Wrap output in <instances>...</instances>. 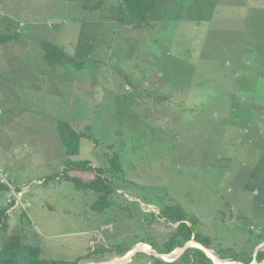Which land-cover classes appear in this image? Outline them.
Instances as JSON below:
<instances>
[{"label": "rangeland", "instance_id": "1", "mask_svg": "<svg viewBox=\"0 0 264 264\" xmlns=\"http://www.w3.org/2000/svg\"><path fill=\"white\" fill-rule=\"evenodd\" d=\"M1 33L18 34L0 44L9 234L46 257L88 256L78 264H187L184 248L157 251L176 227L161 209L180 203L218 257L228 249L243 264L264 250V0H158L147 24L122 0H0ZM44 40L84 66H51ZM60 120L85 133L74 159L110 166L119 154L125 180L108 209L92 207L98 192L48 177L64 169Z\"/></svg>", "mask_w": 264, "mask_h": 264}, {"label": "trees", "instance_id": "2", "mask_svg": "<svg viewBox=\"0 0 264 264\" xmlns=\"http://www.w3.org/2000/svg\"><path fill=\"white\" fill-rule=\"evenodd\" d=\"M123 6L128 12L134 23H148L149 15L153 7L158 4V0H122ZM88 9H95L99 4L85 5ZM18 38L17 33H1L0 44H7ZM44 51V59L51 66L64 63H74L75 66L82 68L83 62L77 61L72 55L67 53L63 48L59 47L53 41L44 40L42 42ZM80 63V65H79ZM59 140L66 155L64 160V169L54 175L48 177L57 178L58 180L71 181L77 189L94 190L99 193V197L93 202L92 207L97 211H104L112 206L111 196L121 186L116 180L123 178L125 180L124 169L118 153H115L110 159V166H94L90 160H77L73 156L80 153L81 139L85 133L77 131L74 126L67 120H60L56 125ZM70 171H88L94 176L90 179H85L81 176L72 175ZM47 177V178H48ZM119 185V186H118ZM7 183L0 180V193L9 190ZM160 217L172 224H176L174 231L163 247L157 249L158 253L170 254L177 248L185 247L190 241L203 245L206 248H211V237L204 235L198 228L199 218L191 213L180 203H169L161 209ZM10 230V213L9 207H0V264H78L86 255H78L70 259H58L46 257L42 253V248L37 245L23 242L19 235L9 234ZM264 242V231L257 235V243ZM153 245V244H151ZM152 248V246H151ZM156 248V247H155ZM132 247L121 249L118 247L117 253L125 254ZM228 249H221V258L231 257L233 261L241 260L239 255L231 252L227 255ZM182 259L188 261L187 264H214L210 256L205 251L197 246L187 247L181 255ZM257 261L264 260V250H258L254 257ZM254 258H250L247 263H251ZM157 262H163L162 259L156 258ZM244 263L243 264H247ZM166 264H171L167 262ZM241 264V263H240Z\"/></svg>", "mask_w": 264, "mask_h": 264}, {"label": "bare ground", "instance_id": "3", "mask_svg": "<svg viewBox=\"0 0 264 264\" xmlns=\"http://www.w3.org/2000/svg\"><path fill=\"white\" fill-rule=\"evenodd\" d=\"M190 243L194 244V245H199V246H203L199 243H196L195 241H190ZM142 249L146 250V251H151L153 250V248L149 247L146 243H142L141 244ZM204 247V246H203ZM207 249V248H206ZM207 252L210 254V258L212 257L213 259H215V261H217L219 264H240L238 261H228V260H223L220 257H218L213 250L207 249ZM169 255V254H168ZM130 256L131 254H127L123 257H119L116 259H112L110 261L107 262H102L100 264H121L123 262H127L130 260ZM176 256V255H175ZM166 258L169 259V256H165ZM173 257V256H172ZM171 258V257H170ZM216 262V263H217ZM252 264H259L257 261H254Z\"/></svg>", "mask_w": 264, "mask_h": 264}, {"label": "water", "instance_id": "4", "mask_svg": "<svg viewBox=\"0 0 264 264\" xmlns=\"http://www.w3.org/2000/svg\"><path fill=\"white\" fill-rule=\"evenodd\" d=\"M197 243V242H196ZM188 247V245H185V247H182V248H184V251L186 250V248ZM204 250V249H203Z\"/></svg>", "mask_w": 264, "mask_h": 264}, {"label": "built area", "instance_id": "5", "mask_svg": "<svg viewBox=\"0 0 264 264\" xmlns=\"http://www.w3.org/2000/svg\"><path fill=\"white\" fill-rule=\"evenodd\" d=\"M1 182H4V183H6V181H4V180H1ZM8 184V183H7ZM10 189V188H9Z\"/></svg>", "mask_w": 264, "mask_h": 264}, {"label": "clouds", "instance_id": "6", "mask_svg": "<svg viewBox=\"0 0 264 264\" xmlns=\"http://www.w3.org/2000/svg\"><path fill=\"white\" fill-rule=\"evenodd\" d=\"M93 164V163H92Z\"/></svg>", "mask_w": 264, "mask_h": 264}, {"label": "crops", "instance_id": "7", "mask_svg": "<svg viewBox=\"0 0 264 264\" xmlns=\"http://www.w3.org/2000/svg\"><path fill=\"white\" fill-rule=\"evenodd\" d=\"M151 245V244H150Z\"/></svg>", "mask_w": 264, "mask_h": 264}]
</instances>
